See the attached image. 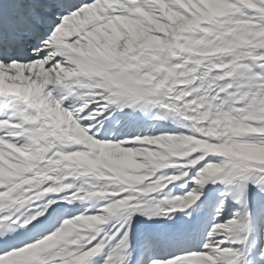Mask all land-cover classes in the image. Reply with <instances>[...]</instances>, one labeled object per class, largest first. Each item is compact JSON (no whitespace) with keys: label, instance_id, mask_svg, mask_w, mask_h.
I'll return each mask as SVG.
<instances>
[{"label":"snow or ice","instance_id":"snow-or-ice-1","mask_svg":"<svg viewBox=\"0 0 264 264\" xmlns=\"http://www.w3.org/2000/svg\"><path fill=\"white\" fill-rule=\"evenodd\" d=\"M202 211L134 259V214ZM257 214L264 0H0V264H264Z\"/></svg>","mask_w":264,"mask_h":264},{"label":"rangeland","instance_id":"rangeland-1","mask_svg":"<svg viewBox=\"0 0 264 264\" xmlns=\"http://www.w3.org/2000/svg\"><path fill=\"white\" fill-rule=\"evenodd\" d=\"M207 14H212L215 9L206 6ZM179 23V22H178ZM181 158H176L174 160L169 161V168H176L179 169L182 167L178 161ZM167 171V170H165ZM179 175H183L182 173H177ZM194 184V181H193ZM171 187V185H169ZM176 195H184L182 192H176ZM164 200L165 204L171 197H161ZM163 206V205H162ZM140 220L139 223L135 224L138 225L137 227L133 226V230L138 233L139 236L137 238H141L146 240L147 242L157 241L159 240H166L170 239L175 244L180 247L178 251L181 249H186L188 247H194L196 242L201 238L200 229L207 218L206 212H201L198 214L193 215V217L188 218L183 214L177 213L174 214V218L172 220H165L163 218H152L148 219L146 216H141L139 213H136ZM231 213H229L230 215ZM134 219V218H133ZM256 225H257V233L260 232L261 229H264V222H261L259 216L257 214L256 217ZM168 227V228H166ZM243 229V225L239 229L234 228L231 230L230 238L236 239L239 237L241 231ZM164 231V232H163ZM160 236V237H159ZM165 237V238H164Z\"/></svg>","mask_w":264,"mask_h":264},{"label":"bare ground","instance_id":"bare-ground-1","mask_svg":"<svg viewBox=\"0 0 264 264\" xmlns=\"http://www.w3.org/2000/svg\"><path fill=\"white\" fill-rule=\"evenodd\" d=\"M133 218H132L133 226L137 227L138 225H135V224L139 223L140 218L137 214H134ZM166 228H168V227H166ZM134 234H135L134 239H133V246L135 248L134 259L138 258V259L143 260L145 258V256L147 254H149L148 253L149 242H147L146 240H143L141 238H137V237H140L139 231H138V233L136 231H134ZM179 248L180 247H178V245L175 244L170 239H166V240H159L158 239L157 241L151 242V253L150 254L161 255V256L168 255V254L177 252Z\"/></svg>","mask_w":264,"mask_h":264}]
</instances>
